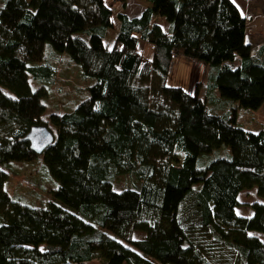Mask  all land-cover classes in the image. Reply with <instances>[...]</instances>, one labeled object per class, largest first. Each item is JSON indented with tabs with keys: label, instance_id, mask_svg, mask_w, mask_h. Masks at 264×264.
I'll return each mask as SVG.
<instances>
[{
	"label": "trees",
	"instance_id": "1",
	"mask_svg": "<svg viewBox=\"0 0 264 264\" xmlns=\"http://www.w3.org/2000/svg\"><path fill=\"white\" fill-rule=\"evenodd\" d=\"M127 1L0 0V166L37 160L56 184L33 207L0 168V264H264V132L238 123L264 103V44L251 52L231 0H144L136 16ZM60 55L87 95L47 113L67 90ZM177 55L201 62L204 89L166 83ZM35 126L53 137L40 154Z\"/></svg>",
	"mask_w": 264,
	"mask_h": 264
},
{
	"label": "rangeland",
	"instance_id": "2",
	"mask_svg": "<svg viewBox=\"0 0 264 264\" xmlns=\"http://www.w3.org/2000/svg\"><path fill=\"white\" fill-rule=\"evenodd\" d=\"M107 4L112 7L116 8L117 6L114 5L112 2L107 1ZM146 7V3L144 0H128L126 4V12L127 15H138L139 12ZM161 25L163 28L166 26L164 21H161ZM115 37V31L108 29L107 34L103 40L105 46L107 48L111 47L113 44V40ZM47 40L50 39V37H46ZM51 43L44 40V56H48V58H52L53 56V46L50 45ZM143 47V51L146 53L147 48L145 46L139 47L140 49ZM149 52V51H147ZM148 55V54H147ZM62 61L63 65H66L68 69V72L66 74V78L64 79V86L67 88V90L64 91L65 94H59L57 96V100H55V105H52V107H47L46 111L47 113L56 111L57 109L61 108V104L63 102L64 97L71 100V102L77 103L78 100L83 99L87 95L85 87H83V84L85 83V79H83L80 74L79 67L74 65L72 62L69 61L68 57L64 55L58 56ZM170 68L168 69V75L166 77V83L171 86H180L183 90L193 92L196 86L197 81H200V86L204 89L205 87V79H204V68L200 61L196 60H190L186 57H183L181 55L174 56L171 60ZM65 63V64H64ZM61 65L60 70L64 67ZM72 66V67H71ZM65 71L63 72V74ZM92 78H87L86 80H91ZM92 81V80H91ZM59 81H56L54 90L56 89ZM52 94H55L54 92ZM47 103L51 104L52 100L47 101ZM63 105V104H62ZM211 104L209 108H211ZM64 109L67 111L68 109ZM217 111V110H215ZM44 118H47V115L45 114ZM238 123L241 124L242 127H244L246 130L254 132L258 130H262L264 132V103L257 108L256 110H253L251 112H239L238 116ZM18 165H20L18 167ZM42 164L39 161H33L28 163H22V164H4L3 166H0L3 170H5L8 174V179L6 182V188L9 191V194L11 196L17 194V196L25 203L33 207L38 206H44L47 202L50 200H54L52 197L51 190L56 188V184L54 180L48 176H42L44 179H40V174L43 172V168L41 166ZM38 172V173H37ZM37 173V174H35ZM39 177H36V176ZM24 178H28L27 181H30L29 183H26L25 186L22 184L20 187L17 185L19 182H21ZM34 183H31L33 182ZM114 190H118V188H122L125 186V184H128L127 179H120L118 181H115ZM23 186V187H22ZM256 198L255 190L246 191L241 194V199L244 201H249L251 199ZM253 201V200H252ZM238 214L244 213V209L239 208L237 209ZM136 234V233H135ZM84 264H104L103 262H100L99 260H91L86 261ZM125 264V263H123Z\"/></svg>",
	"mask_w": 264,
	"mask_h": 264
},
{
	"label": "crops",
	"instance_id": "3",
	"mask_svg": "<svg viewBox=\"0 0 264 264\" xmlns=\"http://www.w3.org/2000/svg\"><path fill=\"white\" fill-rule=\"evenodd\" d=\"M231 2L244 18L246 25L245 41L254 54L264 44V0H231ZM251 200H255V198ZM242 201L244 200L242 199ZM235 212H237V208ZM251 213L248 208H245L242 215L247 216Z\"/></svg>",
	"mask_w": 264,
	"mask_h": 264
},
{
	"label": "water",
	"instance_id": "4",
	"mask_svg": "<svg viewBox=\"0 0 264 264\" xmlns=\"http://www.w3.org/2000/svg\"><path fill=\"white\" fill-rule=\"evenodd\" d=\"M24 140L28 142L29 148L34 154H40L51 144L53 137L46 127L35 126L26 133Z\"/></svg>",
	"mask_w": 264,
	"mask_h": 264
}]
</instances>
